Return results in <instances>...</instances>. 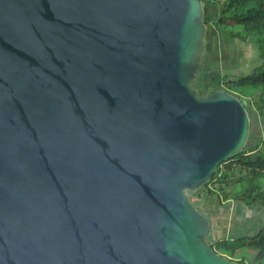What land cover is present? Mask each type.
Wrapping results in <instances>:
<instances>
[{
  "label": "water",
  "instance_id": "obj_1",
  "mask_svg": "<svg viewBox=\"0 0 264 264\" xmlns=\"http://www.w3.org/2000/svg\"><path fill=\"white\" fill-rule=\"evenodd\" d=\"M203 0H0V264H241L190 195L251 110L194 87Z\"/></svg>",
  "mask_w": 264,
  "mask_h": 264
},
{
  "label": "trees",
  "instance_id": "obj_2",
  "mask_svg": "<svg viewBox=\"0 0 264 264\" xmlns=\"http://www.w3.org/2000/svg\"><path fill=\"white\" fill-rule=\"evenodd\" d=\"M203 2L205 5L207 2L216 6L219 4L217 0ZM220 10L221 18L214 23L216 30L231 38L256 44L262 64L251 75L245 77L231 79L230 76L212 75L213 83L220 90L235 95L244 103L246 99L251 98L255 111L264 115V0H227L221 5ZM205 21L209 23L206 17ZM235 29L241 32H233ZM201 75L204 78L203 74ZM246 89H252L254 92L249 94ZM245 105L247 106L246 103ZM247 108L250 109L249 106ZM251 139L252 137L249 138L243 153L220 165L217 173L205 187L208 196H216L220 205L235 201L247 207L264 206V186L260 185L264 182V158L259 156L264 147V137L254 147H251ZM248 150L258 151L259 154L257 153L253 159L247 156ZM237 177L239 182L231 187L229 181ZM236 185L240 187V191L232 193ZM213 247L219 254L232 260L238 253L247 251L249 258L237 260L241 264H248V261L250 264H264V229L250 239H224L213 244Z\"/></svg>",
  "mask_w": 264,
  "mask_h": 264
},
{
  "label": "rangeland",
  "instance_id": "obj_3",
  "mask_svg": "<svg viewBox=\"0 0 264 264\" xmlns=\"http://www.w3.org/2000/svg\"><path fill=\"white\" fill-rule=\"evenodd\" d=\"M219 4L211 5L210 3H206V14L205 17L207 20H209V23L207 24L208 27V40H213V36L216 32L215 30V22L221 18V5H223L224 2L227 0H217ZM241 32L240 30H233V32ZM225 35V34H224ZM228 50L230 52L232 50L240 51V49L236 46L230 45L228 47ZM245 52H247L246 49H244ZM262 63H260L261 65ZM259 65V66H260ZM258 66V67H259ZM257 67V68H258ZM255 69L253 67L252 71ZM211 70V69H210ZM209 68H205L203 71V76L207 80L206 86L203 89V92L216 91L220 90L219 87L213 83L212 74H210ZM212 72V71H211ZM237 72V71H236ZM252 73H249L247 75L242 74L239 77H245L248 75H251ZM246 92L249 94H252L254 91L251 89H246ZM254 95V94H253ZM255 96V95H254ZM252 99L249 98L245 100V103L247 106H249L252 117H251V147L256 146L257 143L261 141V139L264 137V115L258 114L257 111H255L254 107L252 106ZM261 154H259L258 151H251L248 150L247 156L255 158V155L258 153L259 156L264 158V147L261 149ZM239 182L238 177L233 178L229 181L230 186L233 187V185L237 184ZM264 186V182H261L260 185ZM213 188V185L211 186ZM236 189V190H235ZM234 190L232 189V193H236L240 191V187L236 185V188ZM191 201L199 206L204 208L208 214L210 215L212 222H213V231L211 235V243L212 245L215 244L217 241H219V238H225V239H232V238H246L250 239L254 237L257 233H259V230H263L264 225L260 223L257 224L258 220H260V215H257L258 211L253 210V212L249 213L246 211L239 210L240 207L238 206V203L235 201L230 202L229 204L220 205L217 201L216 196H208L207 189L202 188L198 192L192 193L190 195ZM264 222V219H261ZM259 226L258 228L255 226ZM246 228V229H245ZM245 229V231H243ZM245 236V237H242ZM247 243V242H246ZM245 243V244H246ZM242 258L247 259L249 258V254L247 251H244L243 253H238L235 256L234 260H241ZM251 262L248 261V264Z\"/></svg>",
  "mask_w": 264,
  "mask_h": 264
},
{
  "label": "crops",
  "instance_id": "obj_4",
  "mask_svg": "<svg viewBox=\"0 0 264 264\" xmlns=\"http://www.w3.org/2000/svg\"><path fill=\"white\" fill-rule=\"evenodd\" d=\"M230 45L238 47L240 51L232 50L230 52V50H228ZM244 49H246L247 52H245ZM260 63L261 60L259 49L254 43L243 42L238 38H231L218 32L217 30L213 36V40H208V54L204 69H211L209 73L212 75L230 76L232 77L231 79L238 78L242 74L247 75L249 73H253ZM253 67H255L253 72H247V70H251ZM238 206L240 207L239 210L241 211L243 210L249 213L253 212V210L258 211L257 215H260V220H258L257 224H259V226L260 223L264 225V222L261 220L264 219V206L256 205L254 207H247L241 203H238ZM259 226L256 225L255 227L258 228ZM245 229H243V231H245ZM260 231L261 230H259V232ZM224 239L219 238L218 240L220 241Z\"/></svg>",
  "mask_w": 264,
  "mask_h": 264
},
{
  "label": "flooded vegetation",
  "instance_id": "obj_5",
  "mask_svg": "<svg viewBox=\"0 0 264 264\" xmlns=\"http://www.w3.org/2000/svg\"><path fill=\"white\" fill-rule=\"evenodd\" d=\"M202 74H203V72H202ZM206 82H207V80H205L203 77H202V75L194 82V87L197 89V90H199L201 93H203V94H211V93H213V91H211V90H209L208 92H203V89H204V87L206 86ZM196 207L200 210V211H202L204 214H206V215H208V216H210L209 214H208V212L204 209V208H202V207H199V206H197L196 205Z\"/></svg>",
  "mask_w": 264,
  "mask_h": 264
}]
</instances>
